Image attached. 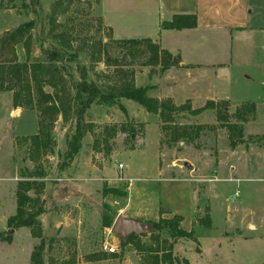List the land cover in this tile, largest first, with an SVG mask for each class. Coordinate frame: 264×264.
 <instances>
[{"label":"rangeland","instance_id":"1","mask_svg":"<svg viewBox=\"0 0 264 264\" xmlns=\"http://www.w3.org/2000/svg\"><path fill=\"white\" fill-rule=\"evenodd\" d=\"M54 1L13 0L12 4L0 0V34L27 20L37 24L32 29L31 61L43 59L44 48L58 46L48 33L47 16ZM63 1L65 11L58 8L53 32H62L63 38L70 41V53L82 50L75 59L65 61L66 74L106 84L116 79L115 70L132 72L135 86L146 87L148 95L168 99L174 106L189 104L196 109L207 102L219 104L228 114L227 123L241 128L242 141L232 148L225 123L216 118L215 109L207 108L196 115L176 113V124L198 126L200 131L193 140L173 142L158 114L147 112L132 100L121 99V106L94 104L86 110L83 121L91 129L85 130L79 152L72 159H66L64 151L75 130L74 121H63L59 116L53 125L52 152L33 160L28 137L38 130L37 111L14 108L11 92L1 91L0 231L8 230L7 218L15 213L17 180L40 164L46 180L41 195L45 212L40 215L47 239L45 263L67 264L71 260L73 264H141L143 253L131 244L122 248L120 235L101 225L102 206L108 205L103 201L102 186L120 185L117 188L124 189L125 174L136 178L134 184L140 180L156 184L154 191L159 196L161 214L167 216L164 218L178 216L180 226L194 232L195 240L168 238L178 258L187 259L189 264L263 263L264 27L233 31V38L222 45L224 55L216 60L218 64L204 71L205 75H214L215 88H196L207 83L210 86L209 80L198 82L195 88H182L188 72L182 67L187 66H172L169 72L173 74L167 79L168 69L160 74L158 66L143 64V55L127 56L128 46L116 41L154 33L148 13L124 14L117 9L121 7L119 0H111L108 9L98 0ZM260 5L254 21L257 17L264 20V1ZM102 16L112 28L104 24ZM100 40L105 46L99 54L96 48ZM18 58L24 60L25 56L19 54ZM119 75L123 78L122 73ZM44 90L51 88L46 86ZM246 101L255 103V113H245L247 120L241 121L235 111L242 110L240 106ZM76 177L95 179H65ZM191 186L195 191L194 207ZM207 215L211 220L208 227L199 222ZM10 233L11 241H0V264H30V254L39 239L32 237L27 227L11 229ZM135 235L148 243L149 224L147 232ZM107 243L116 246L115 252L105 248Z\"/></svg>","mask_w":264,"mask_h":264},{"label":"trees","instance_id":"2","mask_svg":"<svg viewBox=\"0 0 264 264\" xmlns=\"http://www.w3.org/2000/svg\"><path fill=\"white\" fill-rule=\"evenodd\" d=\"M9 1L14 4L13 0ZM63 2V0H55L47 16L50 25L48 33L51 34L52 39L58 41V46L42 48L43 59L30 60L33 46L32 29L37 26L33 20L24 21L0 34V92H11V102L14 108L29 107L37 111L38 130L28 137L31 159L38 160L43 155L52 152L55 143L53 125L59 116L63 121L71 118L74 121L75 130L68 137L64 151V157L72 159L79 152L85 132L91 129V125L86 127L83 121L86 110L94 104L121 106V99L132 100L147 112L158 114L164 123V128L168 129L169 138L173 142L180 139L193 140L200 131L198 126L176 124L174 115L181 111L196 115L207 108L215 109L216 118L225 123L229 131L230 146L232 148L242 141L241 128L236 124L227 123L228 114L219 104L215 105L213 102H207L205 106L196 109H191L189 104L174 106L168 99H157L148 95L146 87L135 86L132 72L126 73L115 70L116 79L111 78V82L106 84L87 80L84 76L74 79L71 74H66L65 61L75 59L76 54L82 50L77 48L76 53H70L72 48L70 41L67 42L63 38L62 32H53L57 25L58 8H61V12L65 11V8H62ZM195 25L196 16L194 14H175L169 20H163L159 24L161 29H183ZM116 41L125 48L128 46L127 56L143 55V64L150 67L158 66L160 74L181 63L178 53H172L161 48L157 42L150 38ZM104 44L102 40L99 41L96 48L99 54L102 53ZM19 45L23 49L24 60L18 58L17 46ZM119 73H122L123 78ZM46 86L51 88V91L44 90ZM240 107L243 109H236L235 115L241 121H246L248 114L253 116L255 113L254 102L246 101ZM113 129L111 128V131ZM44 177L45 172L40 164L34 166L33 170L28 173L21 174V179L17 180L15 187V213L7 218L8 230L6 232L0 231V241H11L12 234L10 230L19 227H27L31 236L39 239L30 254V264H56L52 261L45 263L43 258L47 246V239L43 234L40 222V215L45 212L41 198L46 184ZM101 193L103 196L123 197L126 195L123 189L105 185L102 186ZM102 208L101 225L102 227H111L117 215L116 211L106 204H103ZM159 211L161 213L162 209H159ZM146 222L149 224L148 243H142L138 235L131 233L126 237L120 236V246L123 248L125 244H131L137 252L143 253L141 264H189L187 259H181L174 255L173 244L167 241L168 238L195 240L193 231H185L180 226V217L164 218L159 216L157 221L148 220ZM199 222L207 227L210 226L209 215L200 219ZM66 263L73 264V261L70 260ZM261 264H264V262Z\"/></svg>","mask_w":264,"mask_h":264},{"label":"crops","instance_id":"3","mask_svg":"<svg viewBox=\"0 0 264 264\" xmlns=\"http://www.w3.org/2000/svg\"><path fill=\"white\" fill-rule=\"evenodd\" d=\"M119 1L122 2V0ZM261 1L264 0H128V3L124 0L126 5H121L120 2L118 4L121 7H117V9L124 14L135 11L148 13L152 22L151 32L154 33L146 34L142 38H150L157 42L161 48L180 55V64L187 66L182 68L188 71L187 79L184 78L186 83L181 85L182 88H193V86L195 88V84L198 82L208 80L211 82L210 86L207 83L205 86L196 88H215L212 83L214 75H205L204 71L212 69L218 64L216 60L220 55H224L222 45H226L227 39L233 38V31L264 27L263 19L257 17L254 21V16L259 14L257 8H260ZM98 2L99 5L100 3L105 5L107 9L111 6V0H98ZM175 14H194L196 25L183 29H161L160 22L169 20ZM103 22L106 26L109 25L108 28L111 26L104 19ZM17 54H24L20 45L17 46ZM171 69L174 67L167 70V79L173 74L169 72ZM170 87L174 88V86H168V88ZM123 178L127 181V185L123 189L126 195L123 197L107 195L103 199L116 211V214L124 213L126 217L139 221L157 219L159 216L167 217L165 213L161 214L159 211V196L154 191L156 184L151 185L144 180V182L140 180L134 184L136 178L127 177L125 174H123ZM61 179L63 178L59 180ZM65 179L87 182L95 178ZM118 186L120 185L115 187ZM191 199L192 207H194L195 191L193 186H191Z\"/></svg>","mask_w":264,"mask_h":264},{"label":"water","instance_id":"4","mask_svg":"<svg viewBox=\"0 0 264 264\" xmlns=\"http://www.w3.org/2000/svg\"><path fill=\"white\" fill-rule=\"evenodd\" d=\"M17 111V110H16ZM253 226L249 225V228ZM148 224L145 222H140L129 217H126L124 213H118L114 218L110 231L112 233L118 234L121 237H126L127 235L139 234L142 232H147Z\"/></svg>","mask_w":264,"mask_h":264},{"label":"built area","instance_id":"5","mask_svg":"<svg viewBox=\"0 0 264 264\" xmlns=\"http://www.w3.org/2000/svg\"><path fill=\"white\" fill-rule=\"evenodd\" d=\"M119 166L121 167L122 165L119 164ZM105 248H106L109 252H115V250H116V246L108 245V243L106 244Z\"/></svg>","mask_w":264,"mask_h":264}]
</instances>
